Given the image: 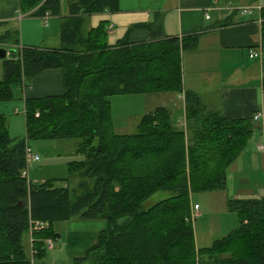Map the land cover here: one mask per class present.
Returning a JSON list of instances; mask_svg holds the SVG:
<instances>
[{"label":"trees","instance_id":"trees-1","mask_svg":"<svg viewBox=\"0 0 264 264\" xmlns=\"http://www.w3.org/2000/svg\"><path fill=\"white\" fill-rule=\"evenodd\" d=\"M17 6L22 15L59 18L58 46L18 48L15 29L0 33V47L13 55L2 60L0 102L49 69L60 71L62 88L22 99L24 139L8 136L0 114V264H30L26 234L34 264H41L45 241L57 237L54 226L75 219L101 220L104 227L71 264H264V181L261 198L226 200L237 217L232 231L209 247L194 246L190 195L224 190L226 169L261 133L251 119L225 117L183 90L180 53L196 47L198 34L164 36L156 12L141 25L148 41L125 36L108 46L105 25L86 30L84 22L118 12V0H17ZM259 12L264 89V8ZM164 93L182 99L183 129L157 107L140 117L134 133H114L110 97ZM58 139H76L80 156L67 163L66 184L22 176L24 141ZM156 192L167 196L144 207ZM34 222L42 226L30 231Z\"/></svg>","mask_w":264,"mask_h":264},{"label":"crops","instance_id":"crops-1","mask_svg":"<svg viewBox=\"0 0 264 264\" xmlns=\"http://www.w3.org/2000/svg\"><path fill=\"white\" fill-rule=\"evenodd\" d=\"M262 8L264 0H256L251 4L246 0H118V12L90 15L83 28L92 29L103 23L108 46L115 45L125 36L131 43L144 42L148 41L149 35L141 25L151 22L153 14L157 12L162 15L164 36L180 38L198 34L196 47L180 53L183 90L194 92L207 108L215 109L231 119H251L254 113L260 112L261 118L256 123L263 131L264 97L261 93L264 89L260 81L262 67L259 49V11ZM242 9H248V13H242ZM49 18L58 19L59 27L57 17L47 16L44 20L22 15L18 11L17 0H0V33L15 29L18 33V48H56L57 35L48 39L37 35L38 32L28 34L24 28L26 19L40 21L45 28ZM249 51L260 52V56L249 58ZM61 88L60 71L49 69L40 72L29 82L22 91V97L58 95ZM171 99L173 106L176 103L178 113H173L174 118L170 113V118L177 127H182V99L178 96ZM211 100H214L215 106H209ZM259 135L262 141L253 136L236 160L228 166L225 174V186L232 190L238 180L251 195L243 193L244 196L240 194L229 197L258 199L263 195L262 182L255 186L251 182L254 174L264 171V134L261 132ZM261 144L263 150H257L256 146ZM253 189L255 192H251ZM190 204L192 206L195 202L190 199ZM57 225L54 226L56 233ZM103 227L104 223L98 220L68 224L62 249L69 254H77L93 242ZM45 249L44 258L46 255L58 256L60 251L53 245Z\"/></svg>","mask_w":264,"mask_h":264},{"label":"rangeland","instance_id":"rangeland-1","mask_svg":"<svg viewBox=\"0 0 264 264\" xmlns=\"http://www.w3.org/2000/svg\"><path fill=\"white\" fill-rule=\"evenodd\" d=\"M25 31L28 34L37 33L41 37L51 39L58 36V19L49 18L47 26L44 28L41 26L40 21L33 19H26L24 22ZM1 31V29H0ZM29 37V36H28ZM36 38H39L38 36ZM6 49V48H5ZM8 51V50H7ZM261 53V59H262ZM260 56V52L258 54ZM257 56V57H258ZM2 78V60H0V80ZM173 95L169 94H150V95H123L113 96L108 99L110 118L112 129L116 134H132L135 132L136 125L141 116L153 111L157 107H165L171 113L172 118L176 115V103L172 105ZM22 92L19 89L12 91V99L5 102H0V114L3 115L7 129L8 136L11 139L21 140L24 139V119H23V102ZM209 106H215L214 100H211ZM205 107H208L204 105ZM174 109V110H173ZM175 121V120H174ZM255 122V121H254ZM259 125V124H258ZM184 126V125H183ZM178 127V128H182ZM264 134V130L262 131ZM255 136V135H254ZM188 132H186V138ZM258 139L262 138L259 134H256ZM25 144L32 154L38 156L37 163H30L27 166V180L32 183H40L45 180H53L54 186H63L66 184L67 176V163L71 161L80 160V156L75 154V148L77 144L76 139H58V140H25ZM263 146V144H261ZM263 173L254 174L251 178L252 185L263 184ZM75 185H69L71 188ZM225 186L224 190L192 193L190 199L195 202L199 207L198 215L191 222V227L194 237V246L196 249L209 247L210 244L227 235L237 225V217L235 213L229 212L226 208V200L234 199L229 195H251L250 191L246 187L241 185L239 181H236V185L232 186V190ZM249 193H248V192ZM255 192V190H251ZM244 193V194H243ZM167 194L165 192H156L151 195L143 204L147 207L163 198ZM237 199H249L247 197ZM86 220H71L67 223H59L58 227V239L51 241V245L58 248V256H45L41 264H71L72 259L79 256L83 251H79L77 254H69L62 249V243H65L66 238V226L68 224L84 223ZM101 221V220H98ZM31 237L26 234L23 237V243L26 247V252L29 256L30 264H34L35 261L32 258L31 249ZM46 248V241L44 243ZM63 250V251H62ZM49 251H46V253ZM205 260V259H204Z\"/></svg>","mask_w":264,"mask_h":264},{"label":"built area","instance_id":"built-area-1","mask_svg":"<svg viewBox=\"0 0 264 264\" xmlns=\"http://www.w3.org/2000/svg\"><path fill=\"white\" fill-rule=\"evenodd\" d=\"M242 13H248V9H242L241 10ZM47 17V15H45L43 17V19L45 20V18ZM258 55V53L254 52V51H249L248 52V57L249 58H256ZM261 96L264 97V91H262ZM261 118V113L260 112H256L252 115L251 120L254 122H257L258 120H260ZM257 150L262 151L263 150V146L262 145H258L256 146ZM24 158H25V162H26V169L28 164L30 163H37L38 162V156L35 154H32L31 151L28 149L27 145L25 144L24 146ZM25 171L22 173V176L27 178V172ZM198 210L199 207L196 204H192L191 208H190V220H193L194 218L197 217L198 215ZM42 224L39 222H34L31 225L30 231H36L39 227H41ZM51 241L50 240H46V248H51Z\"/></svg>","mask_w":264,"mask_h":264},{"label":"water","instance_id":"water-1","mask_svg":"<svg viewBox=\"0 0 264 264\" xmlns=\"http://www.w3.org/2000/svg\"><path fill=\"white\" fill-rule=\"evenodd\" d=\"M12 56V50L7 51L6 49L0 47V60L11 58Z\"/></svg>","mask_w":264,"mask_h":264}]
</instances>
